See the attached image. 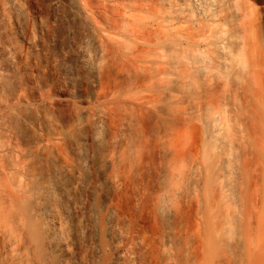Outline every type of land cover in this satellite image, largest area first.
<instances>
[{"label": "bare ground", "instance_id": "bare-ground-1", "mask_svg": "<svg viewBox=\"0 0 264 264\" xmlns=\"http://www.w3.org/2000/svg\"><path fill=\"white\" fill-rule=\"evenodd\" d=\"M21 1L0 264H264V0H40L48 76H18Z\"/></svg>", "mask_w": 264, "mask_h": 264}, {"label": "rangeland", "instance_id": "rangeland-1", "mask_svg": "<svg viewBox=\"0 0 264 264\" xmlns=\"http://www.w3.org/2000/svg\"><path fill=\"white\" fill-rule=\"evenodd\" d=\"M18 1L20 2V0H18ZM20 6H21V8L23 7L22 11L24 12L23 13L24 14L23 15L24 16V19H23L24 21L22 20L20 22L21 23L20 33L17 34V35H14L12 40L16 44V45L14 44L15 47H17V49H18L19 58H21L22 62H24L25 64L28 63L27 64V67L29 69L28 73H30V74L21 73L20 75L18 74V76H25V75L26 76H46V75L48 76V74L46 72L48 70L51 71L52 70V66L51 65L49 66L47 61H46V58H47L46 57L47 56L46 53L47 52L40 51L37 55L33 54L30 51L28 45L26 44V40H25V38L28 36L26 28L28 27V30L31 33L34 34L35 22L40 18V16L43 15L44 12H46V10H47L46 4L40 2V0H38V1L31 0L30 3H26L25 1H21ZM6 18H3L0 15V21H1L0 22V24H1L0 25V28H1L0 31L3 34H4V31L10 32V31L14 30L16 28V26L18 25L17 23L19 22V21L16 22L17 21L16 20L17 17L14 18L12 16V17H6ZM2 19H6V20H2ZM28 19H29V21H28ZM9 28H10V30H9ZM60 47H61V45H60ZM35 63H36V66H35ZM6 76H8L9 82L12 83V84H10L11 85V88H10L11 93H14V90L15 91L17 90L15 88L17 86V84L15 83L16 80L12 76H17V75L15 73H9V74H6ZM11 77L13 78L12 81H11ZM44 79H45V77H43V80ZM45 80H47V79H45ZM21 82H23L22 79H21ZM15 93H17V91ZM30 93H32V92H29L27 90L23 92V94L28 96L29 99L34 98V93L33 94H30ZM29 139H31V137Z\"/></svg>", "mask_w": 264, "mask_h": 264}]
</instances>
